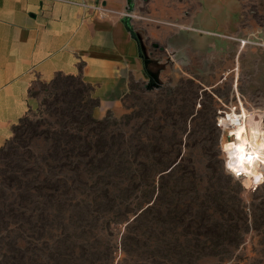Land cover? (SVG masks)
<instances>
[{
  "label": "rangeland",
  "instance_id": "1",
  "mask_svg": "<svg viewBox=\"0 0 264 264\" xmlns=\"http://www.w3.org/2000/svg\"><path fill=\"white\" fill-rule=\"evenodd\" d=\"M147 1V76L117 107L99 117L79 79L35 84L0 148V264H264V159L252 191L218 126L264 117L260 41L205 32L204 0Z\"/></svg>",
  "mask_w": 264,
  "mask_h": 264
},
{
  "label": "crops",
  "instance_id": "2",
  "mask_svg": "<svg viewBox=\"0 0 264 264\" xmlns=\"http://www.w3.org/2000/svg\"><path fill=\"white\" fill-rule=\"evenodd\" d=\"M249 1L204 0L205 32L242 39L253 36L260 41L257 49L264 51V0ZM157 3L166 8L164 2ZM155 4L147 0H0V148L33 107L35 84L50 83L59 74L78 77L90 88L99 102V117L117 107L131 84L147 76L135 18L144 8L156 9ZM168 20L180 18L172 14ZM259 63L264 68V60Z\"/></svg>",
  "mask_w": 264,
  "mask_h": 264
},
{
  "label": "bare ground",
  "instance_id": "3",
  "mask_svg": "<svg viewBox=\"0 0 264 264\" xmlns=\"http://www.w3.org/2000/svg\"><path fill=\"white\" fill-rule=\"evenodd\" d=\"M239 117L238 113L232 112L226 118L234 125L231 131L236 136L231 144L225 146L227 152L226 169H229L228 165L239 167L256 178L255 163L248 164L245 162V157L251 151L259 161L264 159V117L244 110H242V121H239Z\"/></svg>",
  "mask_w": 264,
  "mask_h": 264
},
{
  "label": "built area",
  "instance_id": "4",
  "mask_svg": "<svg viewBox=\"0 0 264 264\" xmlns=\"http://www.w3.org/2000/svg\"><path fill=\"white\" fill-rule=\"evenodd\" d=\"M95 10H101V6H94L93 7ZM235 112L239 114V121H242V105L240 107V111H238L237 107H234L233 110H230V113ZM241 112V113H240ZM228 112L224 113V116L220 117L218 119V126L221 129H224L225 131H227L228 133V138H231L232 140L235 139V134L231 131L232 128H234V125L232 124V122L230 120H226L227 116H228ZM219 115H223V112H219ZM245 162H247L248 164L251 163V165L253 163H255V165H259L260 161L259 159H257V157L255 156V154H252L251 151H249L245 157ZM226 166V165H225ZM229 169L227 170L235 180L238 181H242V180H248L250 182V190L252 191H256V189L259 187L260 185V179L263 178V175L261 174V178L260 179H256L253 175L246 173L242 168L239 167H230V165H228Z\"/></svg>",
  "mask_w": 264,
  "mask_h": 264
},
{
  "label": "trees",
  "instance_id": "5",
  "mask_svg": "<svg viewBox=\"0 0 264 264\" xmlns=\"http://www.w3.org/2000/svg\"><path fill=\"white\" fill-rule=\"evenodd\" d=\"M58 79H65V80H81L80 78H78V77H75V76H64V75H57L55 78H54V80L52 81V83L53 84H55L56 83V81L58 80ZM82 81V80H81ZM83 83V82H82ZM84 84V83H83ZM91 91V90H90ZM24 119V118H23ZM22 119V120H23ZM21 120V121H22ZM212 127L214 128V130H216V131H218L219 129L215 126V124L213 125L212 124ZM16 130H18V126H16L15 128H14V130H13V133H15L16 132ZM178 165H180V163L178 164ZM178 165L175 167V169L178 167ZM173 171H174V169H173ZM149 209V208H148ZM167 260H171V259H167ZM179 260V259H178Z\"/></svg>",
  "mask_w": 264,
  "mask_h": 264
},
{
  "label": "water",
  "instance_id": "6",
  "mask_svg": "<svg viewBox=\"0 0 264 264\" xmlns=\"http://www.w3.org/2000/svg\"><path fill=\"white\" fill-rule=\"evenodd\" d=\"M224 79V78H223Z\"/></svg>",
  "mask_w": 264,
  "mask_h": 264
}]
</instances>
